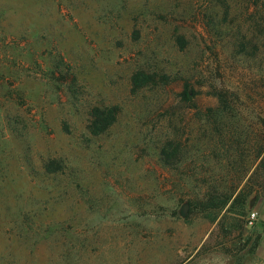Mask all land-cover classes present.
<instances>
[{
  "label": "rangeland",
  "instance_id": "1",
  "mask_svg": "<svg viewBox=\"0 0 264 264\" xmlns=\"http://www.w3.org/2000/svg\"><path fill=\"white\" fill-rule=\"evenodd\" d=\"M244 10L240 0H0V264H264V33ZM150 61L190 73L197 61L196 115L178 87L132 94V73ZM212 86L237 108L233 135L215 132ZM113 105L114 126L92 135L89 111ZM173 130L196 170L159 162L153 137ZM230 180L250 193L245 216L226 213L231 202L189 213V198L220 196ZM222 243L246 248L234 256Z\"/></svg>",
  "mask_w": 264,
  "mask_h": 264
},
{
  "label": "trees",
  "instance_id": "2",
  "mask_svg": "<svg viewBox=\"0 0 264 264\" xmlns=\"http://www.w3.org/2000/svg\"><path fill=\"white\" fill-rule=\"evenodd\" d=\"M240 1L245 4V10L243 12L244 15L246 17L248 15L250 16L249 22L251 28H253L255 32L259 31L264 33V10L257 11L256 13H258V15L254 13L252 16V13H249L252 5L256 7H264V0ZM224 15L226 16L227 13H224ZM223 23L224 22H221V24H219L220 30L223 29ZM207 24L208 26H211L212 29L216 28L215 21L212 19L210 21L208 20ZM220 30L217 29L216 34H219ZM176 41L182 49H185L188 45L189 39L185 35H178L176 37ZM189 69H191V73L190 70L188 72V69L186 71L183 69L169 70L165 67L158 66L157 62L151 61L144 66L139 65L137 68H135L130 78L131 92L133 95H138L144 91L162 93L167 88L178 87L177 89L172 90V92L176 93L175 100L182 104H194L196 115L199 111V81H197L198 78L196 77L197 61H194V64ZM210 88L209 94L218 100V106L213 109H209L213 112L212 119L214 120L213 126L215 132L221 135V133L227 129V133L233 135V133H231L232 124L230 123L229 125H226V123L230 121L231 113L237 110V108L230 101L229 92L226 89H219L215 86ZM157 100H159V95L156 97L155 103L159 104L160 106V103ZM119 113L120 107L118 105L92 107V109L89 111V123L87 126L89 132L94 136L104 135L111 127L114 126L118 120ZM220 117H225V121L220 119ZM153 142L156 144L155 147L158 151V159L163 167L178 170L189 164V167L196 170V164L189 163L187 161L192 156L191 148L189 147L188 143L184 142L183 137H181L175 130L169 133L160 132L155 134L153 137ZM257 155L259 157L262 156L257 170L258 172H263L264 182V140L261 147H259ZM50 166L51 165H47V168L50 170V172H53L51 171ZM220 183H223V181L220 180ZM239 184L240 183H238V181L230 180L228 185L225 187L226 193H222L220 196L207 194L201 199L197 198L196 195L189 198L187 203L189 207V213H196V210L203 212L222 211L225 210L229 202H231L230 207L226 209V213H235L237 215L245 216L246 199L250 193H246L245 186L238 192L237 189ZM236 206L240 207L239 211H235ZM257 244L249 248V250L253 251L257 247ZM221 246L224 252L234 256L238 255L241 250L246 248L243 247L241 249H237V247H234L231 250L227 249L224 243H222Z\"/></svg>",
  "mask_w": 264,
  "mask_h": 264
},
{
  "label": "water",
  "instance_id": "3",
  "mask_svg": "<svg viewBox=\"0 0 264 264\" xmlns=\"http://www.w3.org/2000/svg\"><path fill=\"white\" fill-rule=\"evenodd\" d=\"M186 207H188V205H186Z\"/></svg>",
  "mask_w": 264,
  "mask_h": 264
}]
</instances>
